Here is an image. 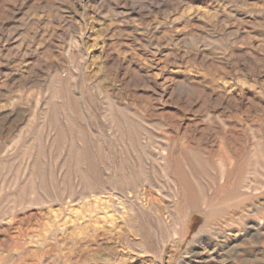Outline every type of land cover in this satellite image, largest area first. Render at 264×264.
I'll return each instance as SVG.
<instances>
[{"label":"rangeland","instance_id":"rangeland-1","mask_svg":"<svg viewBox=\"0 0 264 264\" xmlns=\"http://www.w3.org/2000/svg\"><path fill=\"white\" fill-rule=\"evenodd\" d=\"M0 264H264V0H0Z\"/></svg>","mask_w":264,"mask_h":264},{"label":"trees","instance_id":"trees-1","mask_svg":"<svg viewBox=\"0 0 264 264\" xmlns=\"http://www.w3.org/2000/svg\"><path fill=\"white\" fill-rule=\"evenodd\" d=\"M195 220H200L199 216H196V217H195ZM194 224H195V221H193V223L191 224V226L193 227Z\"/></svg>","mask_w":264,"mask_h":264}]
</instances>
